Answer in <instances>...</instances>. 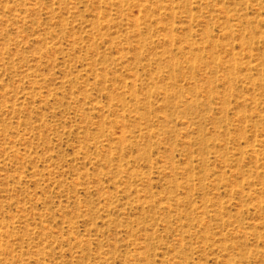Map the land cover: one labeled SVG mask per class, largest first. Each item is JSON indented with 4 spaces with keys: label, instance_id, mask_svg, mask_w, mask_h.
Wrapping results in <instances>:
<instances>
[{
    "label": "rangeland",
    "instance_id": "rangeland-1",
    "mask_svg": "<svg viewBox=\"0 0 264 264\" xmlns=\"http://www.w3.org/2000/svg\"><path fill=\"white\" fill-rule=\"evenodd\" d=\"M0 264H264V0H0Z\"/></svg>",
    "mask_w": 264,
    "mask_h": 264
}]
</instances>
